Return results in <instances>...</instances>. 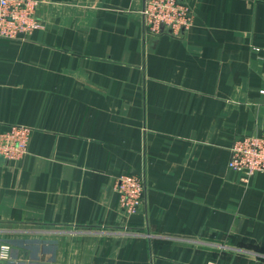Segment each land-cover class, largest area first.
I'll list each match as a JSON object with an SVG mask.
<instances>
[{
	"label": "crops",
	"instance_id": "obj_1",
	"mask_svg": "<svg viewBox=\"0 0 264 264\" xmlns=\"http://www.w3.org/2000/svg\"><path fill=\"white\" fill-rule=\"evenodd\" d=\"M43 22L0 39V264H261L264 173L231 171L264 131V0H186L183 37L145 34V0H42ZM144 174L125 215L114 190Z\"/></svg>",
	"mask_w": 264,
	"mask_h": 264
},
{
	"label": "built area",
	"instance_id": "obj_2",
	"mask_svg": "<svg viewBox=\"0 0 264 264\" xmlns=\"http://www.w3.org/2000/svg\"><path fill=\"white\" fill-rule=\"evenodd\" d=\"M42 3V0H0V39H24L40 29L43 22L38 11ZM140 14L144 32L151 37L165 33L183 37L194 24L195 18L193 8L186 0H145ZM32 132L33 129L29 127L11 125L0 134V157L8 162L25 158L30 152ZM229 168L240 175L244 182L264 173V131L235 139ZM114 190L122 212L129 216L135 215L145 203L146 178L144 174H122L116 178ZM1 249L0 258H7L8 247Z\"/></svg>",
	"mask_w": 264,
	"mask_h": 264
}]
</instances>
